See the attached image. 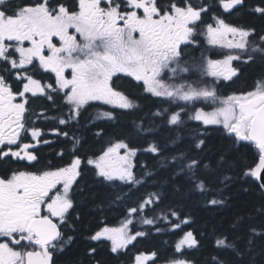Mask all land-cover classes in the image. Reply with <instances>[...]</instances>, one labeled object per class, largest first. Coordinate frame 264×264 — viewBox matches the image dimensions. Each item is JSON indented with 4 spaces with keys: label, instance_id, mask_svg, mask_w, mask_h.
Segmentation results:
<instances>
[{
    "label": "snow or ice",
    "instance_id": "6c2138e0",
    "mask_svg": "<svg viewBox=\"0 0 264 264\" xmlns=\"http://www.w3.org/2000/svg\"><path fill=\"white\" fill-rule=\"evenodd\" d=\"M235 15L264 21V0H0V264H60L86 196L122 218L89 229L72 264H160L136 245L165 231L177 238L164 264H264V72L238 92L218 88L264 65V24ZM48 137L72 145L55 153L61 164L42 165ZM86 170L102 197L81 184ZM237 182L255 200L225 218Z\"/></svg>",
    "mask_w": 264,
    "mask_h": 264
},
{
    "label": "trees",
    "instance_id": "16d2710c",
    "mask_svg": "<svg viewBox=\"0 0 264 264\" xmlns=\"http://www.w3.org/2000/svg\"><path fill=\"white\" fill-rule=\"evenodd\" d=\"M256 0H249V4H255ZM229 19L235 23L239 22L242 19L247 20L249 23L256 24L257 26H260L264 24V21L258 20L256 17H249V16H241V15H235L232 17H229ZM198 55V53H197ZM243 68V75L236 80L235 82H230L227 84L219 85L218 88L221 94L227 95L232 94L233 92H238L240 90H243L247 88L249 85L252 84L253 80L259 75L260 72H264V65L257 62L256 64L248 65V66H242ZM142 103H151V101H142ZM46 106V105H45ZM95 108H90L87 113L84 115V120L91 119L92 116L95 115ZM54 114V113H53ZM130 117H122L121 123H128L130 121ZM100 123L102 126H106L103 124V122H97ZM55 124L51 121H42L40 122V127L44 128L45 131H47L48 128L54 127ZM73 131L76 132L77 135H82L86 139H88V144L85 145V151H87L89 154H91V151H98L101 145L97 143V139H93L92 133L85 131L83 127H77V129H74ZM55 142L51 145H46L44 147H41L38 151L41 157L42 165L46 164L48 161H53L56 164H61L62 161L55 156V153L59 151L61 148L65 150L66 153H69L71 150V143L64 142V138H56L51 137ZM210 146L213 148V150H217L221 148L224 145V142L221 141L217 136H213L212 140L209 142ZM254 152V150H253ZM253 153L249 152L247 149L242 150L240 153L237 154L238 159L240 160L241 164H246L251 162ZM68 155L64 157V160H68ZM140 163L148 162L151 163V161L146 156H140L139 158ZM4 168L3 165H0ZM137 173L139 174L140 169L137 167L136 169ZM82 185H86L89 189H91L96 195L103 196L104 190L99 188L98 185L93 183V176L91 171L86 170L84 179L81 181ZM247 187V185L243 184L242 182L235 183L231 188V194H232V208L224 210L222 215L225 218H231V214L233 211L237 209H242L246 204H250L255 200V191L245 193L242 191V188ZM89 197H84L80 199V207L77 208V211L81 215V222L77 223V229L78 233H75L76 235V243L72 246L71 250L62 258L60 264H72V261L76 260L77 258H83L84 249L88 246L90 243L85 239V237L89 234V229H94L97 224H99L101 221L104 223H107L109 226H117L120 223L121 220V214L118 211H110L105 212L102 214H97L94 208V205L89 202ZM207 214L200 212L196 216V223L193 225L194 229H200L202 228L204 224V220L206 219ZM177 237L173 235L170 232H161L160 234H153L152 236L143 239L136 245V248L144 250V249H155L158 250L162 256H161V262H164V260L172 255V249L171 245L175 241ZM167 241V243H165ZM135 251V249H133ZM104 256H108L107 248L105 247L104 250L101 253ZM207 253H203V255H206ZM192 255L195 256L198 259H203V255L201 253L192 252ZM231 258V257H230ZM84 264H87V261L85 259ZM109 264H127V257L123 258L121 261H116L114 259L109 258Z\"/></svg>",
    "mask_w": 264,
    "mask_h": 264
},
{
    "label": "flooded vegetation",
    "instance_id": "af4514ba",
    "mask_svg": "<svg viewBox=\"0 0 264 264\" xmlns=\"http://www.w3.org/2000/svg\"><path fill=\"white\" fill-rule=\"evenodd\" d=\"M48 138L51 139V137H48ZM44 146H46V145H41V146H39L38 150H39L41 147H44ZM0 171H3V167H2V166H0Z\"/></svg>",
    "mask_w": 264,
    "mask_h": 264
}]
</instances>
